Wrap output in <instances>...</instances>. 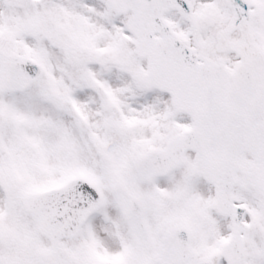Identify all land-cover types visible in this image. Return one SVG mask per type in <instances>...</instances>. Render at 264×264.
Masks as SVG:
<instances>
[{
  "label": "snow or ice",
  "instance_id": "snow-or-ice-1",
  "mask_svg": "<svg viewBox=\"0 0 264 264\" xmlns=\"http://www.w3.org/2000/svg\"><path fill=\"white\" fill-rule=\"evenodd\" d=\"M0 264H264V0H0Z\"/></svg>",
  "mask_w": 264,
  "mask_h": 264
}]
</instances>
